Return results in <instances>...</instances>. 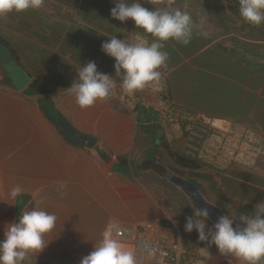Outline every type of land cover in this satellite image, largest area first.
<instances>
[{
    "label": "crops",
    "instance_id": "0c3cea01",
    "mask_svg": "<svg viewBox=\"0 0 264 264\" xmlns=\"http://www.w3.org/2000/svg\"><path fill=\"white\" fill-rule=\"evenodd\" d=\"M140 3L149 10L187 12L195 25L189 44L169 40L164 45L168 60L161 68L166 74L155 90L168 92L170 104L165 100L163 109L145 102L154 97L152 84L131 95L125 93L115 76L114 59L101 50V44L112 36L132 44L138 39L150 44L154 39L131 19L124 23L113 19V0H43L38 10L13 12L0 19V39L31 76V83L48 91L46 96L75 130L128 159L124 171L118 162H104L96 147L81 149L68 143L40 111L41 97L25 95L24 90L3 83L0 64V239L7 224L25 211L43 209L57 217L55 228L45 236L47 247L30 253L23 264H80L99 244L104 230L113 226L114 238L134 250L137 264H150V260H140L132 239L144 226H151L147 232L153 240L174 232L179 245L177 237L186 231L188 218L203 220L206 233L213 229L206 218L186 217L181 200H172L165 192L168 172L160 178L138 170L140 162L154 155L167 167L183 169L164 156L167 146L146 144L138 131V104L153 110L164 139L173 141L169 148L173 153L191 155L194 147L184 136L180 120L172 117V108L193 116L188 120L204 116L214 131L239 142L260 138L264 149V24L246 23L239 13V0ZM90 60L96 62L98 71L117 79V87L108 99L82 109L66 89L76 80L81 65ZM166 118L172 123L169 133L182 131L184 135L164 132ZM249 146L230 163V153L224 154L221 161L226 165L220 169L207 165L183 169L185 178L198 185L209 202L221 205L235 225L264 202V153L249 164ZM12 185L23 189L16 201L9 198ZM162 221H168L174 230L161 226ZM116 229L128 230L130 239H118ZM193 231L198 236L195 228ZM210 240L211 236L201 241L199 251L206 264H229V260L241 264L221 255Z\"/></svg>",
    "mask_w": 264,
    "mask_h": 264
},
{
    "label": "clouds",
    "instance_id": "9594fccd",
    "mask_svg": "<svg viewBox=\"0 0 264 264\" xmlns=\"http://www.w3.org/2000/svg\"><path fill=\"white\" fill-rule=\"evenodd\" d=\"M113 2L115 7L110 10L113 19L121 23L131 19L136 28L154 38L150 44L147 41L132 44L112 36L101 44V50L114 59L115 76L120 79L123 91L131 95L160 80L159 69L168 60V53L163 50L165 43L174 40L189 44L195 25L191 16L179 9L149 10L140 0ZM42 5L43 0H0V19L13 12L38 10ZM239 13L246 23L259 27L264 24V0H239ZM116 87L117 79L98 71L96 62L90 60L77 70L76 80L66 91L86 109L108 99ZM22 191L20 185H12L9 198L16 201ZM208 215L207 209L196 212L197 217L207 218ZM56 220L54 214L33 209L7 224L4 238L0 239V264H23L30 253L42 252L49 243L45 242V236L55 228ZM240 221L241 224L235 225L234 219L220 217L206 233L203 220L188 218L185 230L191 232L195 228L199 241H208L211 236L209 243L214 244L221 255L238 259L241 264H264V202L258 204L254 212L242 215ZM114 231V226L106 228L99 244L81 258L80 264H137L134 250L114 238Z\"/></svg>",
    "mask_w": 264,
    "mask_h": 264
},
{
    "label": "built area",
    "instance_id": "2783aa9c",
    "mask_svg": "<svg viewBox=\"0 0 264 264\" xmlns=\"http://www.w3.org/2000/svg\"><path fill=\"white\" fill-rule=\"evenodd\" d=\"M145 40L138 39L134 42V44L143 43ZM149 101V100H148ZM150 104V102H147ZM153 106L157 109H163L165 107V100L159 99V101L151 102ZM172 111H175L172 114V117L178 120L186 119V112L181 109L172 108ZM199 127H196V132L192 135L193 139V154L191 157H197L198 161L202 164V166L207 165L214 167V169H220L225 163H222L221 159L225 158L224 154L230 153L231 157L228 160V163L232 162V159L239 153H245L246 150L242 149L246 147L247 144L242 140L231 138L227 134H217L214 135L212 133V129L206 125L204 116H197V120ZM204 123V124H202ZM192 134V133H191ZM218 139V144L215 145L213 151H211L212 157L207 156L202 148L204 147V143H206L209 137ZM249 140V139H248ZM255 142L250 144L248 149H251L249 154L250 157H247L250 160L249 164L253 160H257V158L264 153V149L260 143L262 141L260 138L254 139ZM198 151V152H197ZM195 152V153H194ZM245 156V155H244ZM252 160V161H251ZM151 229V226H144L142 229L138 230V235L135 238L136 243V254L139 256L142 262H147L150 260V264H206V260H204L200 254L201 241H199L197 234L192 230L191 232L184 231L181 234L179 233L180 245L176 242L177 239L174 235V232H171L170 235H162L157 238V240H153L148 238V232ZM115 235L118 239L128 240L130 239V233L126 229H116Z\"/></svg>",
    "mask_w": 264,
    "mask_h": 264
},
{
    "label": "trees",
    "instance_id": "16d2710c",
    "mask_svg": "<svg viewBox=\"0 0 264 264\" xmlns=\"http://www.w3.org/2000/svg\"><path fill=\"white\" fill-rule=\"evenodd\" d=\"M0 44L7 46V44L2 39H0ZM0 64L2 65V71L4 74L3 83L13 88L12 82L7 76L5 72V67L3 66L1 61H0ZM23 93L28 96L41 97L38 102L39 109L44 115V117L48 120V122L52 126H54V128L59 132V134L63 137L64 140H66L68 143H70L71 145L77 148L84 149V147L74 143L70 139V137L67 136L59 127L57 123V118L63 117V115L58 111L54 101L50 97L46 96L48 91L42 85H40L37 82H33L23 91ZM162 98L163 100H168V104H170L169 102L170 97L168 95L165 96L164 94ZM135 111L137 113L138 122H139L138 131L143 134L144 141L146 142V144H153L155 147H166V144H164V135L162 133V126L160 125L158 119H154L152 117V115L154 114L153 110L144 109L141 105L138 104L135 108ZM185 129L186 127L185 125H183L182 130L185 131ZM167 149H168V154L170 158L173 160V162L175 163L177 167H180L183 169H200L202 167V164L198 161V158L196 156L191 157L190 155H184L178 152L173 153L169 150L168 147ZM95 151H97V154L100 156V158L104 162L106 163H110L114 161L118 162L120 163L122 167H124L123 168L124 171H126L127 166H128L127 158L114 155L113 153L108 151L106 148L99 146V145L96 146ZM149 158H153V159H149ZM137 168L139 171L140 170L150 171L152 174L160 178H163L162 176H164L166 172H168V167L166 166V164L159 162L156 158V155H154L153 157L150 156L148 157V159H145L143 160V162H140L137 165ZM172 180L173 178L170 179L171 185H173ZM180 205L184 209L186 217L191 216L196 211L192 207L190 202L187 200V198L186 200L180 201ZM160 225L170 230H174L173 226L168 221H162Z\"/></svg>",
    "mask_w": 264,
    "mask_h": 264
},
{
    "label": "water",
    "instance_id": "95a60500",
    "mask_svg": "<svg viewBox=\"0 0 264 264\" xmlns=\"http://www.w3.org/2000/svg\"><path fill=\"white\" fill-rule=\"evenodd\" d=\"M0 61L16 90L23 91L31 84V76L19 64L13 52L3 44H0ZM57 123L74 143L87 149H94L97 146V141L94 138L87 137L75 130L66 118L58 117ZM172 184L187 198L196 211L207 209L209 215L206 219L213 224L218 222L220 217L227 216L224 210L209 202L201 188L192 181L177 175L173 177Z\"/></svg>",
    "mask_w": 264,
    "mask_h": 264
},
{
    "label": "rangeland",
    "instance_id": "374dc122",
    "mask_svg": "<svg viewBox=\"0 0 264 264\" xmlns=\"http://www.w3.org/2000/svg\"><path fill=\"white\" fill-rule=\"evenodd\" d=\"M159 71H160V73H161V76H160V80L158 81V82H154L153 84H152V95L154 96L153 98H151V97H149L148 98V100L149 101H145L146 103L147 102H150V104H152L151 102H153V100L154 101H157L158 100V98H159V96H164V94H166L167 93V91H155V90H157V88H158V84H160L159 82H161L162 83V78H164V76H165V72L162 70V68L161 69H159ZM160 92V93H159ZM166 96V95H165ZM135 98H138L139 99V96H135ZM145 98V97H144ZM139 100H142V98L140 97V99ZM165 117H166V114H165ZM191 117H193V116H188V115H186V119H182L181 121H180V127H182L183 125H185V127H186V129H185V131H184V133H185V135L182 133V131H180L179 133L178 132H175V133H173V134H171V133H169V132H173V130L171 129V125H172V123H170V122H167V121H169L170 119H168V118H166V123H164V132L166 131L167 133H169V134H171V135H175V134H181V135H184L186 138H189V142L191 143V144H193L192 142H193V139H192V135L196 132V127L198 126L199 127V125L201 124H198V122L197 121H192V120H188V118H191ZM173 122V121H172ZM205 123V124H204ZM204 123H202V124H204V125H206V126H208V127H210L212 130V133L214 134V135H217V134H219L218 132H216V131H214V129L210 126V124L209 123H206V122H204ZM187 128H189V129H187ZM192 133V134H191ZM177 136V135H176ZM249 138V140H243L246 144H252V142H255L254 141V139H256L257 137H248ZM215 141H216V138H212V136L211 137H209V139H207V141H206V143H204V147L202 148V151L207 155V156H210V154H211V150H212V148H211V146H213L214 147V145H215ZM164 144H166V146L168 147V148H170V146H173V141H168V140H166V139H164ZM171 149H173V148H171ZM213 151V150H212ZM179 153H181L180 151H179ZM164 154V156L165 157H167L168 158V160L169 159H171L170 158V156H168L169 154L168 153H163ZM213 155H211L210 157H212ZM164 158V157H163ZM162 158V159H163ZM163 160H165V159H163ZM172 160V159H171ZM172 162H173V160H172ZM174 168H172V167H170V166H168V175H169V178L168 179H172L174 176H181V177H184L185 178V171L183 170V169H177V170H173ZM168 179H165V181L163 182V184H164V189H166V191L165 192H167L169 195H170V197L172 198V200H181V201H183V200H186V197L174 186V185H171V182H170V180L168 181ZM158 182H160L161 183V180H159V179H156ZM213 204V203H212ZM216 206H218V207H220V208H222L221 207V205H219V204H215ZM222 210H223V208H222ZM196 212L197 211H195V213H193L190 217H197L196 216ZM198 218V217H197Z\"/></svg>",
    "mask_w": 264,
    "mask_h": 264
}]
</instances>
